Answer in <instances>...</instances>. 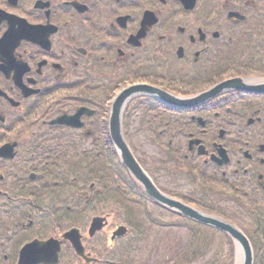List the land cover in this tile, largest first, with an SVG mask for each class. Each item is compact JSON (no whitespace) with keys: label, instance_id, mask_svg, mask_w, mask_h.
I'll list each match as a JSON object with an SVG mask.
<instances>
[{"label":"flooded vegetation","instance_id":"af4514ba","mask_svg":"<svg viewBox=\"0 0 264 264\" xmlns=\"http://www.w3.org/2000/svg\"><path fill=\"white\" fill-rule=\"evenodd\" d=\"M260 2L196 0L186 8L180 0H0V264H17L21 248L50 238L60 246L56 264H117L120 240L105 235L111 225L91 238L83 226L85 203L93 216L114 219L99 195L98 169L84 193L89 124L95 115L106 119L107 101L134 81L180 98L232 78L249 88L264 83V52L244 46L260 34L236 30ZM231 11L244 19L235 22ZM236 51L262 56L234 64ZM237 86L187 109L130 100L124 116L129 124L140 108L138 131L164 139L163 158L150 164L160 191L234 223L232 212L248 238L262 243L264 92ZM83 107L94 112L80 116L82 128L49 123ZM71 227L87 260L63 237Z\"/></svg>","mask_w":264,"mask_h":264},{"label":"rangeland","instance_id":"374dc122","mask_svg":"<svg viewBox=\"0 0 264 264\" xmlns=\"http://www.w3.org/2000/svg\"><path fill=\"white\" fill-rule=\"evenodd\" d=\"M231 60L235 61L236 58ZM138 110H132L133 117L129 119V124L126 121L125 127H127V124L129 125L126 128V133H128L127 138L132 152L146 161L145 163L149 168L151 167L150 162L159 161L163 158L161 151L164 152V150L158 147L162 145L164 139L155 141L152 134L138 131L143 126V124H139L140 121L137 119L140 113ZM153 176L155 182L160 185L156 176ZM143 208H145L144 211L142 207H139L140 213L136 212V219L139 220L142 226V232L131 239L135 242L126 245L127 249L121 248V252L126 255V258L123 257L120 264H203L204 261L207 263L218 257L214 256L212 249L215 250L220 247L225 254L228 253V243L225 237L213 233V235L207 236L205 241L194 243L181 217L175 215L172 211L169 212L150 203H147ZM227 215L236 222V216L232 212H228ZM109 221L111 225L115 223L110 219ZM166 224L169 226H165ZM110 228L111 226L106 229L107 235L111 234ZM194 232L192 233L194 234ZM193 245H197L201 250L208 247L209 249L207 252L205 249L202 250L204 254L193 259V256H191L193 253L186 254ZM262 254H264V247ZM184 255L186 259L183 258ZM220 258L224 259L223 257Z\"/></svg>","mask_w":264,"mask_h":264},{"label":"water","instance_id":"95a60500","mask_svg":"<svg viewBox=\"0 0 264 264\" xmlns=\"http://www.w3.org/2000/svg\"><path fill=\"white\" fill-rule=\"evenodd\" d=\"M226 85L228 83H225ZM144 89L145 91H153L151 88L148 87H141V86H132L130 88L125 89L116 99V101L113 104L112 108V114L110 118V136L113 144L115 145L123 163L125 166L129 169V172L133 174V176L143 185L145 188V191L153 197L155 200L159 201L160 203L164 204L167 207H170L172 209H176V211H179L180 213L184 214L185 216L191 218L192 220H195L199 223L206 224L213 226L221 231L224 230L227 234H229L232 239L235 241L236 244V252H235V264H252V251L251 247L249 245V242L245 238V236L233 225L212 217L208 215H204L193 208L179 202L175 201L174 199H170L166 197L165 195L161 194L151 183V181L148 179V177L145 175L144 172L139 167V164L136 163L135 159L129 152V149L127 145L125 144L122 133L120 132V108L125 100V98L130 95L131 93ZM214 90V89H213ZM156 91V89L154 90ZM206 95L205 93L202 94V96L198 99H202ZM165 99V98H164ZM165 102L172 104V105H178V106H189L194 101H187V100H177L174 98H166ZM99 222H101V219L95 218L92 223L90 224V234H92L96 229L100 227ZM119 230H122V228H119L116 234H121ZM71 239V236H69ZM76 240H72L77 252L81 253V247L78 244L77 236L75 235ZM51 245V242H47L46 244L40 243V242H34L32 243L30 247L39 248L41 246L42 251L41 255L38 259H30V252H27V264L35 263V262H54L56 260V253L58 251V244H54L55 246H52L49 249V246ZM33 260V261H32Z\"/></svg>","mask_w":264,"mask_h":264},{"label":"trees","instance_id":"16d2710c","mask_svg":"<svg viewBox=\"0 0 264 264\" xmlns=\"http://www.w3.org/2000/svg\"><path fill=\"white\" fill-rule=\"evenodd\" d=\"M105 134V133H104ZM103 137V136H102ZM104 148L105 151H107L108 154H112L113 157L115 158V174L117 176L116 180H118V183H122L124 185H127L128 187L131 188L132 193L133 194H137L139 197L143 196V193L141 192V188H139V186L134 182V180L127 174V172L125 171V168L122 166L121 163H119V159L117 154L115 153L112 145L110 143H108V139H107V134L104 136ZM111 156V155H110ZM212 233L214 234H218L219 236H224L225 234L218 232L214 229L211 230ZM227 239V243H228V253L225 254L224 250L220 247H218L217 249L213 250L212 252L214 254V256H218L216 257V259L214 260H210L209 262L204 263L203 264H209L211 261V264H233V243L231 241V239H229L228 236H225ZM194 243L198 242V239L196 237L193 238ZM205 249V248H204ZM202 249V250H204ZM209 247L206 248V252L208 251ZM220 249V251H219ZM197 245H193L192 248H190L189 252H186V254L189 253H193L191 256H193V258L198 257L199 255L204 254V252L202 251ZM186 257V256H183ZM220 257H223L224 259H221Z\"/></svg>","mask_w":264,"mask_h":264}]
</instances>
